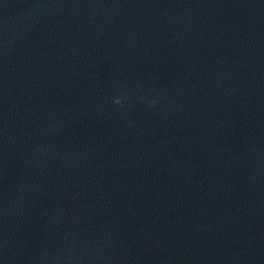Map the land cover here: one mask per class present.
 I'll return each instance as SVG.
<instances>
[{
    "label": "water",
    "instance_id": "obj_1",
    "mask_svg": "<svg viewBox=\"0 0 264 264\" xmlns=\"http://www.w3.org/2000/svg\"><path fill=\"white\" fill-rule=\"evenodd\" d=\"M0 264H264V0H0Z\"/></svg>",
    "mask_w": 264,
    "mask_h": 264
}]
</instances>
